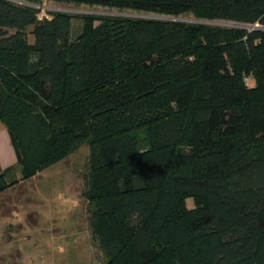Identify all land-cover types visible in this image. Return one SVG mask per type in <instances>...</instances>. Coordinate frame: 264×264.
<instances>
[{
    "label": "trees",
    "instance_id": "trees-1",
    "mask_svg": "<svg viewBox=\"0 0 264 264\" xmlns=\"http://www.w3.org/2000/svg\"><path fill=\"white\" fill-rule=\"evenodd\" d=\"M53 1L161 17L0 0V192L87 143L105 264H264V0Z\"/></svg>",
    "mask_w": 264,
    "mask_h": 264
},
{
    "label": "rangeland",
    "instance_id": "rangeland-1",
    "mask_svg": "<svg viewBox=\"0 0 264 264\" xmlns=\"http://www.w3.org/2000/svg\"><path fill=\"white\" fill-rule=\"evenodd\" d=\"M35 7L41 10L40 18L49 16L48 11L161 17L131 8L115 9L53 0H39ZM179 19L194 21L188 14ZM81 26L82 19L72 17V39L79 34ZM32 39L28 34V40ZM246 82L253 84L251 78H246ZM258 131V137L262 136L263 128ZM10 146L16 161L11 141ZM87 157L88 144L83 143L65 159L29 179H21L18 167L7 174L8 187L0 192V264H105L106 259L91 235L87 204L81 195V174ZM186 202L191 206L190 198Z\"/></svg>",
    "mask_w": 264,
    "mask_h": 264
},
{
    "label": "crops",
    "instance_id": "crops-1",
    "mask_svg": "<svg viewBox=\"0 0 264 264\" xmlns=\"http://www.w3.org/2000/svg\"><path fill=\"white\" fill-rule=\"evenodd\" d=\"M9 140L7 130L0 121V168L2 170L12 168L16 164L14 152L11 149Z\"/></svg>",
    "mask_w": 264,
    "mask_h": 264
},
{
    "label": "built area",
    "instance_id": "built-area-1",
    "mask_svg": "<svg viewBox=\"0 0 264 264\" xmlns=\"http://www.w3.org/2000/svg\"><path fill=\"white\" fill-rule=\"evenodd\" d=\"M254 27L260 28V26H259V25H257V24H256Z\"/></svg>",
    "mask_w": 264,
    "mask_h": 264
}]
</instances>
